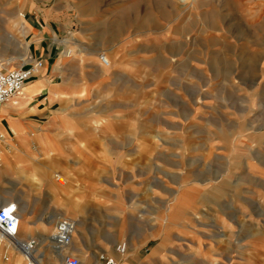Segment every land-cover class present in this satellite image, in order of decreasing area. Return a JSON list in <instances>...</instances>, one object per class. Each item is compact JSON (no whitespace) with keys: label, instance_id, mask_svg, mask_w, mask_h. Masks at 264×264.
Returning a JSON list of instances; mask_svg holds the SVG:
<instances>
[{"label":"rangeland","instance_id":"374dc122","mask_svg":"<svg viewBox=\"0 0 264 264\" xmlns=\"http://www.w3.org/2000/svg\"><path fill=\"white\" fill-rule=\"evenodd\" d=\"M191 3L0 0V62L56 85L41 131L0 129V193L30 187L36 217L63 188L85 264H264V0Z\"/></svg>","mask_w":264,"mask_h":264},{"label":"crops","instance_id":"0c3cea01","mask_svg":"<svg viewBox=\"0 0 264 264\" xmlns=\"http://www.w3.org/2000/svg\"><path fill=\"white\" fill-rule=\"evenodd\" d=\"M24 20V19H23ZM25 23V22H24ZM67 47H70L66 44ZM30 58L27 62H31L33 59L30 53ZM5 63L10 64L11 61H6ZM25 63L22 64V66ZM48 64V63H47ZM102 65V64H101ZM21 66V67H22ZM0 67H4L2 62H0ZM104 68L103 66H101ZM6 68V67H5ZM10 70L9 68H6ZM47 69L40 71V74L31 78L24 86L23 90L10 102L5 105L0 106V129L4 130L9 136L15 134V130L19 132H25L30 135L33 131H41L43 128L41 125V120L44 115L47 114L48 106L52 101V91L55 90L56 86L54 82L49 80L46 75ZM61 88V87H60ZM54 100V99H53ZM4 136V135H3ZM20 148V147H19ZM20 149H26L23 144H21ZM7 169L0 165V179L5 177ZM37 188L39 191L42 189V180L39 179ZM63 188L55 189L50 192L48 199L46 201V207L41 213H37L36 217L32 216L33 212L29 205V193L32 189L26 187L23 190V198L18 192L13 190H6L0 193V207L7 204L15 205L18 210V215L20 217V232L15 237L16 245L11 244L9 240L0 237V251H17L18 255L15 257V264H63L61 257L65 254L76 257L80 260V264H85L86 253L81 244V238L83 237V232L81 227L83 225L82 217L79 216L76 211H71L69 213L61 206L60 201L52 200V196L57 195L58 192L63 191ZM180 199L177 201V207L175 208L173 214L166 213L162 221L171 220L177 223L182 220V215L184 209H187L189 203V198L192 197L191 193L195 194L194 189H181ZM190 194V197L188 198ZM42 194L39 193V201H41ZM190 213V214H189ZM188 215L195 216L193 211L188 212ZM72 218L76 222V232L72 241V244L65 248L58 250L50 242V235L52 233L51 226L56 221L62 217ZM172 217V218H171ZM56 224V223H55ZM176 229V225L168 227V232L166 239L162 244V249L158 253L166 252V244L169 237L173 233V229ZM170 229V230H169ZM157 237V236H156ZM38 241L37 246H34L31 253L34 255V261L28 259L23 253L19 246H25L31 241ZM28 241V242H26ZM56 249L58 251H56ZM131 251L128 248V252ZM101 255H95V262L93 264H101ZM114 255L110 256L113 257ZM128 260V257L120 259V262Z\"/></svg>","mask_w":264,"mask_h":264},{"label":"built area","instance_id":"2783aa9c","mask_svg":"<svg viewBox=\"0 0 264 264\" xmlns=\"http://www.w3.org/2000/svg\"><path fill=\"white\" fill-rule=\"evenodd\" d=\"M102 63L108 65L105 57H102ZM43 67V62L36 60L23 65L19 69L8 70L0 67V106L10 103L24 88L25 84L33 78ZM20 221L17 207L12 204L0 207V233L9 238H14L19 231ZM76 232V222L69 217L60 218L50 235V242L58 250L65 249L72 244ZM31 245L37 246L38 241H31ZM56 249V251H58ZM117 252L124 256L128 251L127 243L117 246ZM34 255L31 259L34 261ZM63 264H80V260L70 255L61 257ZM106 264H119L115 258H107Z\"/></svg>","mask_w":264,"mask_h":264},{"label":"bare ground","instance_id":"6f19581e","mask_svg":"<svg viewBox=\"0 0 264 264\" xmlns=\"http://www.w3.org/2000/svg\"><path fill=\"white\" fill-rule=\"evenodd\" d=\"M193 0H187V2L188 3H191ZM192 4V3H191ZM17 22V21H16ZM22 22V21H21ZM24 23H22V25H23ZM18 25V24H17ZM14 26V25H13ZM73 41H77V40H73ZM79 43V42H78ZM81 43V42H80ZM69 44V43H68ZM102 57H105L106 58V60L108 61V65H105L104 63H102ZM100 61H101V64H102V66L104 67V68H102V69H106V67H109L110 66V64H111V62H110V60L108 59V57H106L105 55L104 56H101L100 57ZM21 68V67H20ZM11 70V69H10ZM57 178H58V182H59V184H60V186H65L66 185V183H65V179H63L62 177H60V176H57ZM13 206H15V205H13ZM16 207V206H15ZM18 217H19V215H18ZM19 221H20V217H19ZM19 232H20V226H19V231H18V234H19ZM17 234V235H18ZM16 235V236H17ZM15 236V237H16ZM0 237H2V238H4V239H6V240H9L10 242H11V244H13V245H16V241H15V237L14 238H9V237H6V236H4L2 233H0ZM33 245H31V242L30 243H28L27 245H25V246H19V248L20 249H22V251H23V253L25 254V256L28 258V259H31V251H32V249H33ZM128 252V251H127ZM126 255H127V253L124 255V256H122V255H120L118 252H115V256H113V258H115L117 261H118V263L120 264V259H123L124 257H126ZM32 260V259H31ZM30 264H35V262L34 263H30Z\"/></svg>","mask_w":264,"mask_h":264}]
</instances>
